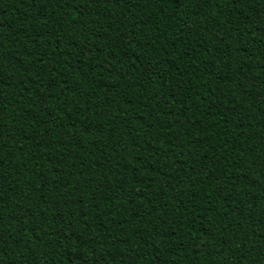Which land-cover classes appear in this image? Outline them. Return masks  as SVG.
Instances as JSON below:
<instances>
[{
  "label": "trees",
  "instance_id": "1",
  "mask_svg": "<svg viewBox=\"0 0 264 264\" xmlns=\"http://www.w3.org/2000/svg\"><path fill=\"white\" fill-rule=\"evenodd\" d=\"M264 264V0H0V264Z\"/></svg>",
  "mask_w": 264,
  "mask_h": 264
},
{
  "label": "snow or ice",
  "instance_id": "2",
  "mask_svg": "<svg viewBox=\"0 0 264 264\" xmlns=\"http://www.w3.org/2000/svg\"><path fill=\"white\" fill-rule=\"evenodd\" d=\"M85 264H87V262L85 261Z\"/></svg>",
  "mask_w": 264,
  "mask_h": 264
}]
</instances>
